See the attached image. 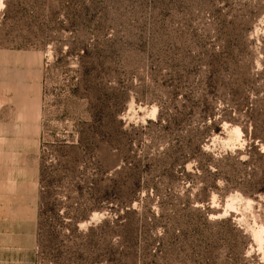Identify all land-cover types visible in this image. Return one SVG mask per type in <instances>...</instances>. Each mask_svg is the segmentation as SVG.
<instances>
[{
	"label": "rangeland",
	"instance_id": "rangeland-1",
	"mask_svg": "<svg viewBox=\"0 0 264 264\" xmlns=\"http://www.w3.org/2000/svg\"><path fill=\"white\" fill-rule=\"evenodd\" d=\"M197 88H225L212 99V117L190 111ZM262 92L264 0H0V199L17 198L19 208L17 253L6 260L0 235V264H114L107 244L116 236H82L126 207L89 189L96 179L109 183L113 155L119 164L145 157L152 168L141 183L158 192L142 191L133 207L146 202L155 215L168 198L192 201L240 232L197 234L188 222L180 227L189 253L177 249L170 262L165 235L158 264H264V193L232 189L193 202L207 180L221 188L259 169L252 152L249 164L213 178L197 147L214 157L244 151L239 126L218 120ZM180 106L183 122L167 125ZM160 109L163 121L150 125ZM170 146L189 160L167 172L153 158ZM166 228L160 221L154 234Z\"/></svg>",
	"mask_w": 264,
	"mask_h": 264
},
{
	"label": "trees",
	"instance_id": "trees-1",
	"mask_svg": "<svg viewBox=\"0 0 264 264\" xmlns=\"http://www.w3.org/2000/svg\"><path fill=\"white\" fill-rule=\"evenodd\" d=\"M224 89L197 88L193 92L195 103L191 106L190 111L197 113L202 118L212 117V99L219 90ZM231 94L239 96L240 92L234 89L231 91ZM243 101L239 102L236 100L233 106L226 109V116L220 118L218 121L225 120L239 126L243 137L249 141L245 146V150L214 157L210 153L202 152L197 147V153L202 156L201 163L213 178L218 177L224 168L246 166L253 159L252 152H255L257 157L261 159L259 161V169L257 171H250L240 182L230 185L225 184L221 188L216 186L213 179L207 180L195 194L193 202L206 203L209 201L210 192H216L220 197H223L228 190L232 189L238 190L244 196L253 198L257 194L264 193V92L260 96H257L250 104ZM184 110L185 106L176 108L174 114L171 115L172 118H168L169 120L166 118L167 125L183 122L181 118ZM162 119L163 113L160 109L156 116V121L149 124H159ZM214 122H210V124H214ZM161 127L164 128V125H161ZM104 130L109 133H118L120 129L116 130L111 125H105ZM120 132L123 135L126 134V132ZM183 152L184 150L181 146H170L159 156L153 158V160L163 163L167 168V172H170L174 166H182L189 160ZM242 153L244 154L243 158L241 157ZM113 157L115 160L105 166L111 174L109 183L102 185L101 180L96 179L91 182L89 189L95 198L108 199L113 196L126 207L121 214L108 216L97 224L89 226L82 233V236L84 239L98 236L103 240L107 237L116 236L113 242L109 240L107 244L109 251L115 254V257L112 259L114 264H136L137 262L141 264H158L164 256L159 252L160 244L157 241L163 237L165 238V235L168 241L166 242V256L170 262L174 260L177 249L184 253H189L190 245L185 242L187 231L180 227L181 225L188 224V222H192V229L197 234H202L210 229L223 230L225 232L233 231L240 234L229 218L208 220V216L200 208H193L191 206L193 204L192 201L180 203V201H173L168 198L160 212L155 215L150 211L149 205L146 202L143 204L136 203V206L133 207V202L137 200V196L142 191L144 192V198L149 196L148 191H151V196L158 192L155 188L149 189L147 184L141 183L143 178L151 172L152 168L148 163H143L145 157L133 155L130 164L125 162V160L119 164L117 156L113 155ZM140 163L142 164L140 165ZM166 178L170 179L168 176ZM83 217H86V214ZM160 221H164L167 228L166 232L157 236L154 234V231ZM232 246L233 248L237 247V244L235 243ZM208 248V246L199 247L198 252L202 258L206 257L209 253Z\"/></svg>",
	"mask_w": 264,
	"mask_h": 264
},
{
	"label": "crops",
	"instance_id": "crops-1",
	"mask_svg": "<svg viewBox=\"0 0 264 264\" xmlns=\"http://www.w3.org/2000/svg\"><path fill=\"white\" fill-rule=\"evenodd\" d=\"M19 208L17 198L2 196L0 199V235L6 237V260L11 261L13 249L17 253V241L12 243V238L18 237Z\"/></svg>",
	"mask_w": 264,
	"mask_h": 264
}]
</instances>
